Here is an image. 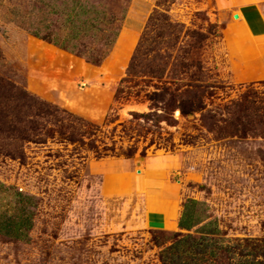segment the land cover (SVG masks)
Instances as JSON below:
<instances>
[{
    "label": "rangeland",
    "instance_id": "1",
    "mask_svg": "<svg viewBox=\"0 0 264 264\" xmlns=\"http://www.w3.org/2000/svg\"><path fill=\"white\" fill-rule=\"evenodd\" d=\"M255 2L264 10V0H0V166L35 200L31 234L0 236V264H172L187 234L149 226L146 191L125 172L203 200L219 231L188 238L193 264H211L202 236L218 240V264L229 242L264 246V55L242 58L228 31ZM81 4L111 17L107 38L82 33L67 43L75 54L33 35L69 36ZM157 9L179 24L175 49L161 42L129 75L134 53H113L136 51ZM168 61L163 78L147 73ZM192 99L201 108L183 115L179 100Z\"/></svg>",
    "mask_w": 264,
    "mask_h": 264
},
{
    "label": "crops",
    "instance_id": "2",
    "mask_svg": "<svg viewBox=\"0 0 264 264\" xmlns=\"http://www.w3.org/2000/svg\"><path fill=\"white\" fill-rule=\"evenodd\" d=\"M228 31L242 58L252 60L264 55V10L259 2L238 7L237 17L228 24ZM127 48L119 53V58L114 52L113 60L119 61L123 56L126 59V55L134 53L133 45L131 50ZM125 174L134 185L146 191L149 226L183 234L209 235L219 231L215 217L208 215L202 199L185 196L178 185L153 176L151 172ZM153 198L157 199V206L155 203L150 206ZM34 206L33 194L6 177L0 166V236L11 240L26 239L35 222Z\"/></svg>",
    "mask_w": 264,
    "mask_h": 264
},
{
    "label": "trees",
    "instance_id": "3",
    "mask_svg": "<svg viewBox=\"0 0 264 264\" xmlns=\"http://www.w3.org/2000/svg\"><path fill=\"white\" fill-rule=\"evenodd\" d=\"M90 8L85 4H81L79 6H73L70 9V12L67 13L66 16V23L69 24L68 28L71 29V34L69 36L64 37L62 39L55 37L51 34L42 35L39 30H35L33 35L37 38L47 41L48 43L54 44L57 47L69 51L71 53H78L75 50H72L68 47L67 43L74 38H80L82 33L87 34L89 31H99L103 33V37H108L104 32L109 31L111 28L113 20L111 21V17L105 11L96 10L95 7ZM179 24L173 23L169 15L165 12L160 10H155L154 13L150 16L149 23L145 28L144 33L142 34L141 40L134 51L133 57L131 59L129 65V75H133V72L136 73L138 68H142L141 56L147 55L149 53L157 54V48L161 42L167 44L168 48H173V40L177 38L176 30ZM151 31H149V29ZM154 31V32H152ZM151 32V36L149 35ZM119 35V31L114 32V37L109 39L108 44L113 46L117 40ZM201 35V34H200ZM203 36V35H201ZM82 37V36H81ZM76 47L75 44H73ZM146 49V50H145ZM172 54H170V58H172ZM167 55H165V58ZM104 58L99 59L97 57L92 56L90 62L97 65L102 62ZM171 62H164V66H150L147 65L149 70H146L147 73H150L152 76L157 78H163L169 68ZM145 73V71L143 72ZM203 94V93H202ZM202 95L199 93H195L193 97L201 100ZM179 104L176 106L181 110L183 115L191 114L194 111H197L201 108V104H197L195 101L189 100V102L183 103L179 100ZM243 110V109H242ZM241 117V115H239ZM239 120V119H238ZM181 235V234H179ZM207 235V234H206ZM194 237L192 233H188L183 238H179L176 242L171 245V248H177L178 252H181V248H185L184 254L180 253L179 256H176L175 253L172 257V264H177L178 261H185L186 264H193L194 258L197 255L196 247L194 246L195 243L189 244L187 242L188 238ZM201 240L203 243L199 244L202 247V251L200 252L201 255L205 256L208 255L209 258H206L208 262L211 264H218L216 257L218 256L217 248L215 249L213 246L217 244L218 240L213 238H209L208 236H202ZM207 240V241H205ZM250 239L244 240H236L234 242H229L223 246L224 251L228 254L229 262L227 264H264V246L261 244H252L249 243ZM244 243V244H243ZM189 246L188 249L186 247ZM241 246V249L239 247ZM244 246V248H243ZM239 249V251H238Z\"/></svg>",
    "mask_w": 264,
    "mask_h": 264
}]
</instances>
